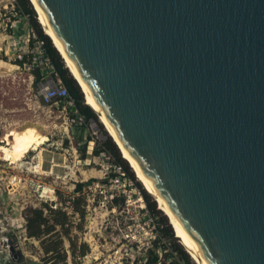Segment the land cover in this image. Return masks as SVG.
<instances>
[{"label":"water","instance_id":"1","mask_svg":"<svg viewBox=\"0 0 264 264\" xmlns=\"http://www.w3.org/2000/svg\"><path fill=\"white\" fill-rule=\"evenodd\" d=\"M37 2L208 262L264 264V0Z\"/></svg>","mask_w":264,"mask_h":264},{"label":"rangeland","instance_id":"2","mask_svg":"<svg viewBox=\"0 0 264 264\" xmlns=\"http://www.w3.org/2000/svg\"><path fill=\"white\" fill-rule=\"evenodd\" d=\"M14 8L15 0H0V146L12 149L9 155L0 152V264H147L146 246L161 233L159 217H166L175 235L169 217L156 203V220L139 207L136 177L128 185L111 176L112 171L105 174L106 159L86 152L81 156L76 149L81 121L69 122L65 117L72 114L64 117L55 107L37 102V83L29 68L33 30ZM96 124L97 130L87 124L82 133V140L91 137L86 150L89 141L110 137L98 117ZM17 147L20 152L14 151ZM85 158L88 163L80 162ZM77 182L82 187L75 192ZM111 194L125 201L115 204ZM34 211L41 212V225L33 236L27 219ZM163 247L164 264H187L167 244Z\"/></svg>","mask_w":264,"mask_h":264},{"label":"trees","instance_id":"3","mask_svg":"<svg viewBox=\"0 0 264 264\" xmlns=\"http://www.w3.org/2000/svg\"><path fill=\"white\" fill-rule=\"evenodd\" d=\"M14 10L23 16H25L29 22V25L31 26L33 30L34 37H37L41 39L44 43V50L46 55L50 58L59 78L65 85L70 97L73 99L78 114L81 117V121L79 123V126L77 127L76 133L80 134L79 140L76 141V148L83 156L86 152V143L89 139H91L90 136L87 135V138L82 140V133L85 130V126L90 122V119H94L97 122V116L95 112L84 103L82 92L76 83V81L73 79V77L70 75L68 69L65 67L64 62L58 53V51L53 46L50 38L43 32L39 22L36 18L35 10L30 2V0H15V8ZM23 63V61H19L18 64ZM33 76L35 81H39L41 74L38 68H33ZM81 132V133H80ZM73 133V136L76 134ZM94 155H102L103 157L120 164L122 168L125 170L127 176L131 178L132 180H135L134 172L132 169L128 166L126 161L123 157H121V154L114 143V141L107 136L106 139L101 140H95L94 144ZM113 175V174H111ZM106 181V180H105ZM135 183L137 184V187L139 188L143 199L145 201L146 209L149 214L156 220L157 215L156 213H160V210L156 209V202L151 198V195L148 194L141 185L135 180ZM82 187L81 182H77L75 184V192L79 191ZM111 201L115 204H118V202H124V196L122 195H114ZM34 217L27 219L28 222V231L29 235H39L35 228L41 225V212L34 211ZM157 227L161 225V233L159 234L158 231L156 232L157 235H155V238L152 240V246L148 248L149 255L145 257V262L147 264H164L166 261V254L164 252V245L167 244L169 248L172 249L173 253L180 256V259L182 261H185L187 264H195L192 260V258L189 256V254L186 252V250L183 248L181 244H179L177 241H175L173 236V230L171 229L170 225L167 224V219L163 215L162 217H159L156 223ZM163 238L166 239L165 244L162 242ZM17 255L19 256V253L17 252ZM21 256H19L20 259Z\"/></svg>","mask_w":264,"mask_h":264},{"label":"bare ground","instance_id":"4","mask_svg":"<svg viewBox=\"0 0 264 264\" xmlns=\"http://www.w3.org/2000/svg\"><path fill=\"white\" fill-rule=\"evenodd\" d=\"M33 8L36 11V17L43 32L50 38L53 46L60 54L65 67L68 69L70 75L78 84L82 94L84 101L90 108L98 114L99 121L103 124L104 128L106 129L109 136L112 138L114 143L116 144L121 156L124 160L128 163L136 179L140 182L142 187L152 196L153 200L156 202L157 207L161 209L170 219V222L174 228L175 236L178 238V241L184 246L186 251L189 252V256L195 261L196 264H210L208 260L205 258L202 250L198 246L197 242L193 238V236L186 230V228L182 225L180 220L176 217L173 210L166 202L165 198L161 195V193L156 188L153 181L143 172L140 164L131 156L113 125L111 124L110 120L106 116L105 112L100 107L99 103L97 102L92 90L87 85L85 79L82 77L81 73L77 69L76 65L74 64L73 60L69 57L65 47L63 46L62 42L58 38L57 34L55 33L51 23L49 22L46 14L44 13L43 9L37 2V0H30ZM7 63V62H6ZM10 64V63H9ZM8 65V64H7ZM6 66V65H5ZM10 67V66H9ZM1 68V66H0ZM91 144V143H90ZM13 148V147H12ZM16 152H20V148H15ZM41 149V148H40ZM10 148L5 146H0V152L4 153L5 155H9ZM41 150H39L36 154L41 160ZM1 155V154H0ZM14 158L16 153L14 152L13 155H10ZM12 160V159H11ZM19 160V159H18ZM43 160V159H42ZM39 161V160H38ZM79 162V161H78ZM82 163H88L89 158H85L83 161L80 160ZM21 163V162H20ZM19 165V164H18ZM40 172V166L38 163V171ZM44 173V172H43ZM13 178V177H12ZM53 200V198H50Z\"/></svg>","mask_w":264,"mask_h":264},{"label":"built area","instance_id":"5","mask_svg":"<svg viewBox=\"0 0 264 264\" xmlns=\"http://www.w3.org/2000/svg\"><path fill=\"white\" fill-rule=\"evenodd\" d=\"M31 60H29V68H38L41 74L39 81H37V95L39 96L38 103H41L43 106L55 107L60 113L64 114H72V116H67L65 118L69 119V122L77 123L81 117L78 114L77 107L70 97L65 85L59 78L50 58L46 55L44 50V43L41 39L34 37L31 41ZM25 64V61L23 62ZM33 76V74H31ZM51 109V108H50ZM90 124V122L88 123ZM95 144V141L93 142ZM94 144L92 146V154L94 150ZM77 149V148H76ZM93 157L102 158L103 160H107L108 162L105 164L106 175H109L108 170L112 171L113 174L111 176H115L118 178H122L128 185H133V181L129 178L122 168L120 164H117L102 155H94ZM111 161V162H109ZM136 188V186H134ZM138 199H139V207L145 211V213L149 216V213L146 209L145 201L140 190H137ZM116 194H111L110 198L112 199L113 196ZM110 199V201H111ZM51 200V199H50ZM153 239L155 235L152 236ZM148 245V244H147ZM152 246H146L147 250ZM3 262L6 261L5 259L2 260ZM10 263V260L4 262V264Z\"/></svg>","mask_w":264,"mask_h":264}]
</instances>
